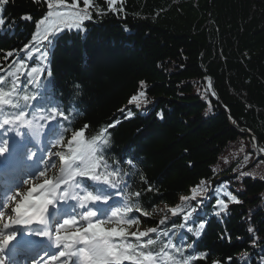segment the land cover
Returning <instances> with one entry per match:
<instances>
[{"label": "trees", "instance_id": "16d2710c", "mask_svg": "<svg viewBox=\"0 0 264 264\" xmlns=\"http://www.w3.org/2000/svg\"><path fill=\"white\" fill-rule=\"evenodd\" d=\"M96 2L107 7L104 0ZM123 8L118 15L93 12L85 32H62L52 46L47 65L51 76L45 74V82L54 101L75 113L70 123L62 121L67 125L63 140L85 124L91 137L119 120L108 129L106 156L109 168L121 169L108 179L123 189L129 205L139 203V209L127 213L139 221L125 226L128 231L184 223L170 209L204 180L208 191L183 204L197 211L184 229H175L174 243L191 245L185 256L206 254L191 264H264V159L251 137L229 123L231 117L264 150V0H124ZM46 12L43 0H9L0 6L5 20L0 26V66L24 57L23 46ZM25 15L32 19H21ZM9 51L14 55L5 60ZM37 62L33 58L27 64ZM207 77L221 105L210 95ZM11 79L6 77V88ZM140 90L146 93L141 100L150 103L137 108L128 101ZM18 104H25L22 97ZM61 152L68 154L60 147L55 155ZM128 159L135 168L123 163ZM249 170L255 178L241 175ZM227 193L240 202L228 200ZM218 198L228 208L216 215ZM161 205L166 212L155 216ZM162 219L165 225L159 224ZM160 247L150 246L154 251Z\"/></svg>", "mask_w": 264, "mask_h": 264}, {"label": "snow or ice", "instance_id": "6c2138e0", "mask_svg": "<svg viewBox=\"0 0 264 264\" xmlns=\"http://www.w3.org/2000/svg\"><path fill=\"white\" fill-rule=\"evenodd\" d=\"M9 0H0V6L6 5ZM47 6V12L35 23V31L31 36L29 43L23 46L24 57L14 60L7 67L0 66V135L15 130V137H22L25 133L19 129L27 125L30 129L33 127L43 128L44 125H34L31 117L34 112L44 114L43 119L49 128H54V135L50 140V147L58 144L63 139V132L67 130V125L62 121L71 122L75 118V113L66 110L61 104L54 101L50 94L48 84L45 82V74L51 76L47 70L49 63L48 57L51 54L52 46L55 44L60 33L65 31H76L82 33L86 31L85 22L93 19V12L96 16L106 15L111 12L118 15L124 11V0H104L106 8L100 6L96 0H43ZM119 5V7H117ZM21 19L30 21L32 17L25 15ZM5 24V20L0 18V26ZM14 55V51L5 54V60ZM38 58V62L28 65L27 61ZM16 69L15 72L12 68ZM6 77H13L6 88ZM23 77V79H21ZM211 88V78H206ZM144 81L140 82V88H144ZM79 88V85L76 86ZM31 92L29 96L27 93ZM78 94V93H77ZM146 96L145 91L140 90L137 94L130 97L128 103L134 104L140 108L141 103L145 107L150 101L141 100ZM22 97L25 104L19 105L18 100ZM31 100L33 103H27ZM211 107V105H209ZM15 109V111H12ZM124 109H121L123 112ZM133 115L128 110L127 117ZM163 118L162 114H158ZM231 119V117H230ZM53 122L55 124L53 125ZM119 120L101 128L94 136L87 137L86 130L89 125L85 124L81 129L75 130L69 140L68 154L56 153L62 162L61 175L54 181H45L38 187H32L22 202L12 209L15 219H10L3 223L0 229V264H5V250L16 239L17 232L12 231L17 227L30 229L31 225H44L45 229L36 232L35 235L47 238L52 241L56 251L54 254H43L39 256L41 264H191V261L199 258H206V254L184 255L186 249L191 245L180 246L174 243L173 236L175 229H184L188 219L197 211V207L190 206L187 209L183 206L184 202L195 200L197 195H203L208 189L205 187V181L201 180L199 184L190 191L192 195L181 196V205L170 209L173 216L182 215L184 223H172L171 227L150 228L147 231L127 230L133 224H137L138 217L128 216L133 207L139 209V203L129 205L127 197H124L126 203L124 206L113 208L110 215L98 214L97 204H107L108 195H103L99 191H93L83 183V180L92 181L94 184H102L106 187L115 188L117 185L110 181L108 177L121 174L119 168H109L107 160V146L110 143L108 129L115 127ZM7 126V127H6ZM63 129V130H62ZM30 134V133H27ZM255 141V137L252 138ZM9 139H0V162L7 164V170H10L13 161L9 154ZM243 149L241 148V151ZM264 151V150H262ZM51 155V153H48ZM36 153L30 152L29 157H34ZM250 155V154H249ZM248 156L245 157L247 161ZM227 163V160H225ZM120 163V162H115ZM131 168H135V162L131 159L124 161ZM260 161H257L259 164ZM51 165H48L50 167ZM256 165H254L255 167ZM6 169H0L3 173ZM216 169H213L215 173ZM39 176L44 175V171L38 172ZM131 175V173H124ZM242 176H252L255 174L252 170L242 172ZM79 177L80 179H77ZM36 176H30L28 179H35ZM264 179V177H261ZM128 183H124V188ZM151 186L147 191H151ZM123 194V189H120ZM20 193L17 192V196ZM141 193L137 191L135 196L139 197ZM228 200L239 203L240 201L230 193H227ZM14 199V198H13ZM84 202H87L85 204ZM71 205L70 210L61 215L55 226L51 229L48 225V213L55 209L58 213L62 205ZM216 215L226 212L228 203L224 199H217ZM7 207V203L0 204V209ZM144 215L148 211L144 210ZM4 217V211L0 210V219ZM118 218L116 223L120 227L105 229L103 225L112 221V218ZM82 221L84 223H82ZM160 225H165L166 220L159 221ZM199 227L202 229L204 223ZM74 229V231H69ZM192 231L191 228H188ZM249 231H253L251 228ZM150 233H155L151 236ZM199 235V232L196 233ZM146 238V239H145ZM163 238V239H162ZM160 244L159 250H152L150 246ZM179 253V256L175 255ZM46 258V259H45ZM65 258V259H61ZM36 264V260L33 261ZM218 264V262H214Z\"/></svg>", "mask_w": 264, "mask_h": 264}, {"label": "rangeland", "instance_id": "374dc122", "mask_svg": "<svg viewBox=\"0 0 264 264\" xmlns=\"http://www.w3.org/2000/svg\"><path fill=\"white\" fill-rule=\"evenodd\" d=\"M61 167H62V162L60 164L56 165V167L53 170V172H56V173L59 172L60 175H61ZM24 176H27V175L24 174ZM34 176H36V174ZM44 176H45L44 180H39V178L35 179L33 181V183H32V185H33L32 187H38L39 185L45 183V181L48 180L49 174L44 173ZM38 177H42V176H38ZM32 187H26V188H23V189L17 191V192L20 193V195L16 197V200H15L14 204L11 206V209H13L15 206H17V204H19V202L22 200L23 195L25 193L24 190L27 189V191H29ZM166 210L167 209L161 205V206H159V207H157V208L154 209V214H155V216H160V215H163L166 212ZM8 214L9 215H13V213H8Z\"/></svg>", "mask_w": 264, "mask_h": 264}, {"label": "water", "instance_id": "95a60500", "mask_svg": "<svg viewBox=\"0 0 264 264\" xmlns=\"http://www.w3.org/2000/svg\"><path fill=\"white\" fill-rule=\"evenodd\" d=\"M209 85V82H208ZM207 85V88L209 90L210 95L216 100L217 103L220 104L218 97L216 95V93L214 92V88H213V80L211 79V88H209V86ZM221 105V104H220ZM223 108V107H222ZM229 123L232 126V128L234 130L237 131V133H239L240 135H249L251 137V139L254 137L252 134H250L249 132H245L242 129L238 128L237 125L235 124V122L232 119H229ZM253 141V139H252ZM255 149L257 150V153L259 155L260 158L264 159V151H262L263 149L259 148L258 143H257V139L255 138V141H253Z\"/></svg>", "mask_w": 264, "mask_h": 264}, {"label": "bare ground", "instance_id": "6f19581e", "mask_svg": "<svg viewBox=\"0 0 264 264\" xmlns=\"http://www.w3.org/2000/svg\"><path fill=\"white\" fill-rule=\"evenodd\" d=\"M23 181L24 180H20V183L22 184V185H28V184H30V181L28 180L27 181V183H23ZM26 195V193L24 194V196ZM62 209V206L60 207V210ZM5 211H6V213H10L9 211H10V207H8L7 209H5ZM48 214H51V211H49V213ZM0 229H2V225H0ZM61 259H65V258H61ZM57 264H60V261H57Z\"/></svg>", "mask_w": 264, "mask_h": 264}]
</instances>
